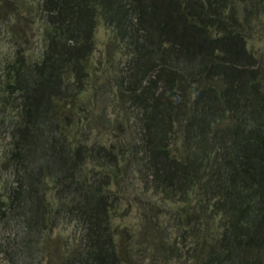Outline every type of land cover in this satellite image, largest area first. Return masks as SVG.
<instances>
[{
	"label": "trees",
	"instance_id": "1",
	"mask_svg": "<svg viewBox=\"0 0 264 264\" xmlns=\"http://www.w3.org/2000/svg\"><path fill=\"white\" fill-rule=\"evenodd\" d=\"M37 3L41 52L17 48L2 77L16 117L0 217L22 227L16 251L38 264H129L112 218L132 173L149 193L145 215L176 204L169 240L148 230L151 256L264 264V61L243 32L255 0ZM99 19L128 56L109 105L91 61ZM123 119L134 140L117 133ZM63 222L76 245L45 260L40 241Z\"/></svg>",
	"mask_w": 264,
	"mask_h": 264
},
{
	"label": "rangeland",
	"instance_id": "2",
	"mask_svg": "<svg viewBox=\"0 0 264 264\" xmlns=\"http://www.w3.org/2000/svg\"><path fill=\"white\" fill-rule=\"evenodd\" d=\"M38 9L37 0H0V197L6 195L7 186L12 180V171L6 162V156L10 148L11 121L16 117L14 99L10 96L6 98L2 77L7 64L15 57L17 48L22 49V53L28 60L38 58L44 42L45 21ZM249 9L252 18L247 19L243 24V32L246 35L248 47L264 61V0H255V3L248 7ZM240 15H243L242 11ZM95 39L96 48L91 61L95 67L94 71L100 73L97 84L101 102L109 105L112 101L113 87L117 84L119 75L126 70L128 56L125 47L113 36L112 29L101 19L98 20ZM125 121L126 119H123L118 124L116 131L123 133L124 129L134 140L136 130ZM115 140L117 145L121 144L119 137ZM139 179L140 177L136 174H125L124 183L119 190L123 196L120 211L112 218L117 246L123 258L129 264H192L179 257L172 259L170 255L151 256L146 244L149 238L148 230L151 225L156 228L165 227L169 240L173 227L172 212L176 204L157 202L159 205L145 215L144 211L148 209H143V206H147L151 200L149 193L139 188ZM21 231L22 227L19 223L7 222L4 217H0V264H38V257L35 254L20 249L16 251ZM40 243L44 246L41 254L44 255L45 260L49 256L68 252L67 245H76L73 228L63 222L50 235L43 236ZM14 251L19 255L15 260L10 255V252ZM48 260L52 263L51 259ZM42 264H45L44 260Z\"/></svg>",
	"mask_w": 264,
	"mask_h": 264
}]
</instances>
